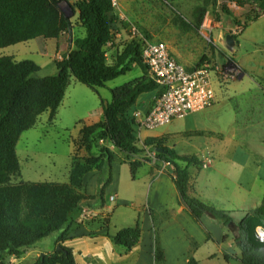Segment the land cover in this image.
<instances>
[{
  "label": "trees",
  "instance_id": "1",
  "mask_svg": "<svg viewBox=\"0 0 264 264\" xmlns=\"http://www.w3.org/2000/svg\"><path fill=\"white\" fill-rule=\"evenodd\" d=\"M64 0H0V50L39 38L58 40L73 30L72 18L68 17L60 5ZM80 22L87 31L84 39L75 43V48L57 63V73L40 76V66L30 60L17 62L13 57H0V264L8 258H20L28 249L60 233L56 247L64 243L71 230L78 226V218L87 203L100 210L106 205V192L114 181L116 154L103 143H112L126 156L144 154L138 146V139L130 120V110L143 94L156 92L158 85L151 78L142 60V49L134 42L125 52L109 65L105 46L115 37L118 14L113 0H77ZM204 6L198 9L197 23L187 25L182 18L175 23L188 29L198 28L204 19L206 9L211 3L222 15L233 17L231 3L239 9L248 10L247 22L240 23L234 18L236 26L247 29L261 14L252 9L260 6L264 12V0H200ZM220 21V16L217 14ZM137 64L144 76L122 87L110 90L112 99L105 103L98 87L106 86L126 74L132 65ZM72 77L87 86L101 99L102 120L81 130L79 150L86 157L74 156L68 183L14 182L21 176V165L17 155L18 142L26 131L35 128L40 117L49 113V123L53 124L63 103ZM156 138H148L144 145L158 152V159L174 167L173 181L181 201L186 205L194 221L206 232L208 240L212 236L204 229L201 219L206 216L220 227H228L233 218L226 212L201 201L190 193L189 167L199 166L195 156H181L175 150L158 146ZM140 164L131 163L133 178ZM97 170V193L88 196L83 178ZM264 228V199L262 205L248 212L237 223L233 233L234 242L241 252L242 264H264V243L256 235L257 227ZM155 259L158 264L165 262L164 253L159 246L158 230L155 229ZM141 237L140 223L134 228H126L110 236L113 242L132 250ZM193 250L198 244L191 239ZM52 255L40 257L37 264H77L71 249L61 246ZM188 264H200L191 255Z\"/></svg>",
  "mask_w": 264,
  "mask_h": 264
},
{
  "label": "rangeland",
  "instance_id": "2",
  "mask_svg": "<svg viewBox=\"0 0 264 264\" xmlns=\"http://www.w3.org/2000/svg\"><path fill=\"white\" fill-rule=\"evenodd\" d=\"M116 1L117 8L115 10L117 14L119 15L122 12L124 16L134 21L140 29V35L133 37L128 26H125L121 21L122 26L127 27H123L127 31V39L116 45L115 55H110L111 50L107 52L108 57L106 58L109 65L115 64L117 58L125 52L130 43L136 42L142 49L145 42L157 41L166 43L176 60L189 70L201 66L205 62H209L213 68H217V75L223 84L220 86V83L216 80L214 84L216 90L226 91L228 88L227 82L245 78L246 74L255 76L264 74V12L260 6L252 9L255 12H251V14H261L260 18L263 17L257 23L253 22L254 24L251 27L249 26V29L243 30L242 27L236 26L233 17L243 24L249 18L248 10L239 9L231 3L230 12L233 17H230L222 15L220 10H216L210 3L206 9V14L212 18L215 26L209 34V40H207L201 35L198 28L188 29L174 22L176 18L180 17L185 24L191 25L169 0ZM77 2V0H64L60 5L62 11L72 18L74 27L69 34L62 35L58 40L40 38L1 49L0 57L10 56L18 62L33 61L41 68L40 76L56 74L57 63L62 62L64 57L75 48L76 41L87 36V31L79 19ZM219 3L227 4L228 0H219ZM217 14L220 16V21ZM228 36L233 39V44L228 42ZM143 76V70L139 65L134 64L126 74L97 89L104 102L108 103L112 99L110 90L122 87ZM250 96L248 94L246 97H238L227 104L228 108H234L239 125L246 122L249 112L248 106L250 105L248 97ZM101 106L100 97L72 77L66 98L58 110L56 121L50 124V115L45 113L40 117L35 128L26 131L21 136L17 145L21 176L15 178L14 182L68 183L71 153L74 147L75 151L72 159H74V156L77 159L87 156L86 152L79 150L78 147L82 128L91 126L83 120ZM195 122L197 124L202 123L199 116H196ZM186 123L187 119L175 120L168 125L145 132L163 135L156 138L158 146L176 145L179 153L189 154L195 151L194 145L190 144L188 139L184 138L181 133H178L185 129ZM173 133L178 134L173 135ZM135 136L138 139L139 148L144 150L145 153L138 156H126L119 153L116 160L122 162L133 160L135 164H141L140 161L152 163L153 169L156 171L165 170L168 172L174 170V167L158 159L157 151L144 145L148 138L155 137L144 138L141 133H135ZM149 170L147 167H143L138 171L136 179H133L130 166L123 163L118 179V193L125 202L118 208L115 206L117 203H110V206L114 208L112 217L116 214L111 226L112 231L115 227L133 221L135 210L146 206L150 185L149 176L147 175ZM85 204L87 205V203ZM105 215V213H102L96 219H107ZM122 217L127 219L124 223L120 220ZM225 231L227 233L225 240L230 237L234 240L233 233L227 227H225ZM55 236L56 233L39 241L34 248L28 249L20 258H8L6 264H37L42 254L44 256L52 255L57 251L58 246L56 247ZM87 244H89L88 241L83 240L74 246L80 264H86L85 251ZM60 245L63 246L62 243ZM203 252L201 264H242L240 262L241 252L235 247L227 251L226 256L220 259H215V257L205 258L207 250L205 249Z\"/></svg>",
  "mask_w": 264,
  "mask_h": 264
},
{
  "label": "crops",
  "instance_id": "3",
  "mask_svg": "<svg viewBox=\"0 0 264 264\" xmlns=\"http://www.w3.org/2000/svg\"><path fill=\"white\" fill-rule=\"evenodd\" d=\"M169 1L189 23H197L198 9L204 6L203 1ZM123 18L135 24L134 21L120 12L118 24L115 27V45L110 49V55H115L116 45L127 39V31L123 29L127 23L124 22ZM121 21L125 26H122ZM253 24H250V27ZM227 83L226 91L217 90V103L212 108L185 118L187 119L186 127L178 132L188 139L190 144L194 145L195 151L182 154L178 152L176 145L167 147L175 150L181 156L198 158L200 165L189 167L191 195L219 211L226 212L237 224L244 219L248 212L259 208L264 199V74H258V76L246 74L245 78L230 80ZM248 94L251 95L248 97L249 112L246 122L239 125L234 108H228L227 104L238 97H246ZM154 99L155 92L141 95L130 113H146L151 108ZM196 116H199L202 123L197 124L195 122ZM102 117L103 109L101 106L92 111L89 117L83 121L88 125H94L100 122ZM145 131L140 132L144 138L163 136L162 134H149ZM178 133H173V135ZM101 145L113 151L116 157L121 153L112 143L101 141ZM74 151L75 147L71 153L69 177ZM207 159H210L211 163L207 169H203L202 164ZM140 162L142 163L133 179H136L138 171L143 167L150 169L147 172L150 185L146 206L135 210V217L129 223H124L127 219L122 217L120 220L124 225L115 227L112 231L111 226L116 214L112 217L114 208L110 206V203H117L115 206L118 208L125 202L118 193L121 167L123 163L127 164L131 171V163H134L133 160L123 162L116 160L114 163V181L106 192L105 207L96 210L88 204L83 206V208L98 211L99 216L105 213L107 219L98 220L96 217L95 220L83 222L81 213L78 218V226L71 230L63 243L64 247L72 250L77 264L80 263L74 246L83 240L89 243L85 251L86 264H158L155 259V229L158 230L159 246L165 257L163 264H188L191 255L201 264V256H203L202 253L205 249L207 250L205 258L220 259L225 257L230 249L237 248L231 237L225 240L227 236L225 228L204 216L201 223L212 236V239L208 240L206 232L194 221L186 205L180 199L173 181L174 170L156 171L153 169L152 163ZM98 177L99 172L97 170L84 176L83 183L88 196L96 195ZM137 223H140L141 237L132 250L127 251L125 247L115 244L110 238L123 229L134 228ZM59 236L60 233H56L55 241ZM191 239L198 244L195 250H193ZM224 262L226 261L224 260Z\"/></svg>",
  "mask_w": 264,
  "mask_h": 264
},
{
  "label": "built area",
  "instance_id": "4",
  "mask_svg": "<svg viewBox=\"0 0 264 264\" xmlns=\"http://www.w3.org/2000/svg\"><path fill=\"white\" fill-rule=\"evenodd\" d=\"M113 6L115 9L117 8L116 0H113ZM123 20L127 23L133 37L140 35L138 26L125 18ZM214 26L212 18L205 14L199 31L205 39L209 40V34ZM114 45V39L106 44V55ZM141 52L143 63L147 66L149 74L158 88L153 104L146 113L130 114L129 118L136 134L143 130L158 129L175 120L185 119L192 114L212 108L217 103L218 94L214 84L217 80L222 86L223 82L217 75L218 69L213 68L209 62L189 70L176 60L164 42H145ZM210 163L211 160L207 159L203 162L202 168L207 169ZM98 216V211L83 208L81 220L84 222ZM256 235L258 240L264 243L263 227L256 228Z\"/></svg>",
  "mask_w": 264,
  "mask_h": 264
},
{
  "label": "water",
  "instance_id": "5",
  "mask_svg": "<svg viewBox=\"0 0 264 264\" xmlns=\"http://www.w3.org/2000/svg\"><path fill=\"white\" fill-rule=\"evenodd\" d=\"M227 40L230 44H233V39L231 38V36H228L227 37ZM157 152H160V153H163V150H156ZM231 233H234L235 230L237 229V224L235 223V221H231L229 224H228V227H227ZM61 246H58L57 250H61ZM42 257H44V254H42Z\"/></svg>",
  "mask_w": 264,
  "mask_h": 264
}]
</instances>
